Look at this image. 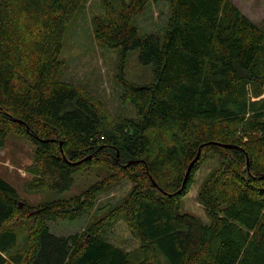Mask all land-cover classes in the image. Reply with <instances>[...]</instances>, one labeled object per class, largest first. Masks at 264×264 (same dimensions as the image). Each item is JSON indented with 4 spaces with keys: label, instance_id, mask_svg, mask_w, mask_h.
Instances as JSON below:
<instances>
[{
    "label": "trees",
    "instance_id": "trees-1",
    "mask_svg": "<svg viewBox=\"0 0 264 264\" xmlns=\"http://www.w3.org/2000/svg\"><path fill=\"white\" fill-rule=\"evenodd\" d=\"M83 1L0 0V148L11 132L31 141V189L65 190L80 170H107L77 195L36 205L0 177V227L29 226L25 255L6 249L13 229L0 230V264H264V30L231 0H167L163 36L140 35L132 19L159 0L122 1L118 12L102 0L96 41L151 67L149 81L119 74L120 100L136 116L108 119L99 98L59 78L64 34ZM208 152L221 161L198 191L202 222L181 201ZM124 179L129 193L103 218L67 237L50 231ZM118 215L143 260L101 234Z\"/></svg>",
    "mask_w": 264,
    "mask_h": 264
},
{
    "label": "rangeland",
    "instance_id": "rangeland-1",
    "mask_svg": "<svg viewBox=\"0 0 264 264\" xmlns=\"http://www.w3.org/2000/svg\"><path fill=\"white\" fill-rule=\"evenodd\" d=\"M110 1L118 12L121 2L127 0ZM231 1L264 30V0ZM170 12L167 0L149 2L143 11L132 19V25L137 28L140 35L153 33L162 37ZM103 13L102 0H84L82 2L64 34L60 54L64 65L59 73V78L86 88L99 98L108 119L121 116L135 117L134 106L120 100L121 89L117 78L121 72L125 71L128 81H149L151 67L138 65L132 54L122 59L118 48H107L96 41L92 20L94 17H102ZM114 148V155L118 158L119 150L117 147ZM220 161L219 155L212 152L206 154L202 165L195 172L188 193L181 201L182 211L195 215L202 222H207L208 218L198 200V191L210 173L218 167ZM36 169L34 147L31 141L25 135L9 133L4 146L0 148V176L16 189L22 200L30 205L77 195L107 174L104 167L94 166L76 172L73 175V182L65 190H36L31 189L28 185L29 181L36 176ZM131 186V182L127 179L108 186L98 193L93 207L81 217L73 221L57 219L49 222L50 231L56 236L67 237L85 230L87 226L103 218L109 208L119 204L129 193ZM9 227L13 229L15 235L14 241L6 249H11L12 253L18 255H25L28 247V223L9 221L0 227V230L9 229ZM100 232L105 239L128 252L129 260L138 262L144 259L140 241L130 231L123 215H118L110 222L109 227H103ZM6 252L5 250L4 253ZM161 261L160 259L158 264H162Z\"/></svg>",
    "mask_w": 264,
    "mask_h": 264
},
{
    "label": "water",
    "instance_id": "water-1",
    "mask_svg": "<svg viewBox=\"0 0 264 264\" xmlns=\"http://www.w3.org/2000/svg\"><path fill=\"white\" fill-rule=\"evenodd\" d=\"M13 120L23 123V121L20 120V119H13ZM26 130L29 131L28 127H26ZM219 144H221V143H219ZM221 145H222L223 147H226V148H231V147H232V145H230V144H221ZM199 154H200V149L198 150L196 156L193 158V160H192V161L190 162V164L188 165L187 170H186V173H185V178L187 177V175H188V173H189V171H190L192 165L194 164V162L198 159ZM129 163H132V162L129 161ZM247 164H248V163H247Z\"/></svg>",
    "mask_w": 264,
    "mask_h": 264
},
{
    "label": "crops",
    "instance_id": "crops-1",
    "mask_svg": "<svg viewBox=\"0 0 264 264\" xmlns=\"http://www.w3.org/2000/svg\"><path fill=\"white\" fill-rule=\"evenodd\" d=\"M1 177V176H0ZM2 178V177H1ZM11 230H12V228H11ZM13 231V230H12Z\"/></svg>",
    "mask_w": 264,
    "mask_h": 264
}]
</instances>
